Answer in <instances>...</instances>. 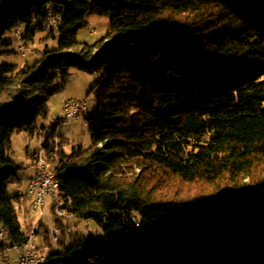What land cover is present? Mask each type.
I'll list each match as a JSON object with an SVG mask.
<instances>
[{
  "label": "trees",
  "instance_id": "16d2710c",
  "mask_svg": "<svg viewBox=\"0 0 264 264\" xmlns=\"http://www.w3.org/2000/svg\"><path fill=\"white\" fill-rule=\"evenodd\" d=\"M87 14L109 17L93 43L77 39ZM38 33L57 45L7 60L20 51L13 37L28 44ZM72 67L96 74L90 142L53 154L45 141L68 216L50 206L56 240L38 222L44 264H264V172L244 181L264 158V0H0V223L14 244L32 223L31 198L8 192L23 167L8 155L10 138L46 140L53 126L36 120ZM164 176L230 184L164 198Z\"/></svg>",
  "mask_w": 264,
  "mask_h": 264
},
{
  "label": "rangeland",
  "instance_id": "374dc122",
  "mask_svg": "<svg viewBox=\"0 0 264 264\" xmlns=\"http://www.w3.org/2000/svg\"><path fill=\"white\" fill-rule=\"evenodd\" d=\"M86 21L87 25L81 28L77 33V39L81 43L95 42L105 34L109 27L108 15L87 14ZM21 34H23V28L21 30ZM12 42V48L17 50L19 41L13 37ZM21 44L24 48L22 50L23 52L21 51L20 54L19 51L17 55H14V57L7 59L8 61L17 63H22L25 60L31 61L36 57L37 53L44 50L45 47H55L57 45V40L56 38L46 37L45 33H38L33 42H29L28 44L21 42ZM95 79L96 74L79 70L76 67H72L69 70V75L67 76L62 90L51 95L48 100L47 115L36 120V125L39 128L42 126H53L52 129H49V127L46 129V140L44 133L28 136L25 132H14L11 135L8 155L16 163L23 165V167L18 171L19 180H10L8 182V192L11 195L26 192L28 177L32 172V168L29 165L32 160L30 154L32 152L37 154L42 149V154L44 155V148L46 147L45 141L49 144L48 146L53 154H58L61 150L69 152L74 144H82L83 146L89 145L90 139L85 119L94 109L95 101L93 94L88 91L92 87ZM69 98L84 100L86 108L84 113L78 118L72 121H65L62 104L64 100ZM61 121H63V123H61ZM40 135H43V138H41ZM53 162L54 157H52L49 161L51 166H53ZM263 172L264 158H258L254 167L249 172V176H245L244 181H251L252 179L259 177V175ZM229 184L230 182L226 177H222L219 180L210 183L204 180L187 182L174 176H164L160 178L158 185L159 188L156 189V194L164 198L177 199L188 198L194 195H210L218 192ZM50 206V202L45 205L47 215L40 219V221L47 224L48 228H54L57 231L52 222L53 212L51 211ZM28 217L32 223L36 218V215L29 211ZM19 218L23 223L24 219L22 213H20ZM76 220L77 219L70 218V224L74 225ZM85 223L86 222L83 220L79 221L80 228L83 231H86L87 227L90 228L91 231H100L94 223L87 222L88 225L84 226ZM1 226L2 225L0 223V227ZM50 235L52 237L51 230ZM33 240L34 242L39 243L41 241V236L34 235Z\"/></svg>",
  "mask_w": 264,
  "mask_h": 264
},
{
  "label": "built area",
  "instance_id": "2783aa9c",
  "mask_svg": "<svg viewBox=\"0 0 264 264\" xmlns=\"http://www.w3.org/2000/svg\"><path fill=\"white\" fill-rule=\"evenodd\" d=\"M49 25L53 27V22H59V17H54L53 9H49ZM18 30L15 31L17 37ZM20 52L24 49L23 45H18ZM25 51V50H24ZM23 52V51H22ZM65 106L64 120L72 121L83 114L84 100L79 99H66L63 101ZM63 123V122H62ZM37 155H40L37 153ZM32 173L28 177L27 190L29 197L31 198L29 204V210L36 215V218L32 222V226L28 233V237L25 242L16 245H9L5 239L2 226L0 227V264H42L45 259L44 254H40L37 250L36 242L33 240L34 230L40 221L46 214L45 205L55 203L51 193V174L47 167L36 168L34 164L30 165ZM58 204L57 215L67 217L68 214ZM52 238L56 240L58 233L54 228H51Z\"/></svg>",
  "mask_w": 264,
  "mask_h": 264
},
{
  "label": "bare ground",
  "instance_id": "6f19581e",
  "mask_svg": "<svg viewBox=\"0 0 264 264\" xmlns=\"http://www.w3.org/2000/svg\"><path fill=\"white\" fill-rule=\"evenodd\" d=\"M49 9H53L52 4H49ZM59 22H60V19H59ZM59 22H53V27H56V25H58ZM19 37H20V33L18 32L17 38L19 39ZM19 45H22V44L19 43ZM62 107H63V112L65 114L64 103L62 104ZM85 108H86V104L83 105V113H84ZM38 153L40 155H37L36 158L34 159L35 167L36 168L47 167V169H49L47 164H46L45 157L42 154V149ZM32 164H33V159L30 161L29 165H32ZM50 174H51V193H52V198L55 201V203H50V204L52 205V209L54 210V212L57 214L58 213V204L57 203H59L58 196H57L58 179L52 171H50ZM26 194L29 196L28 192H26ZM2 230L4 231L5 239L7 240L8 244L9 245H16L10 241V235H9L8 229L6 227L2 226ZM45 261H46V257L42 261V264H44Z\"/></svg>",
  "mask_w": 264,
  "mask_h": 264
},
{
  "label": "crops",
  "instance_id": "0c3cea01",
  "mask_svg": "<svg viewBox=\"0 0 264 264\" xmlns=\"http://www.w3.org/2000/svg\"><path fill=\"white\" fill-rule=\"evenodd\" d=\"M42 127H43V126H42ZM40 128H41V127H40ZM40 136H41V138H43V135H40ZM31 173H32V172H31ZM31 173H30V174H31ZM30 174H29V175H30Z\"/></svg>",
  "mask_w": 264,
  "mask_h": 264
}]
</instances>
